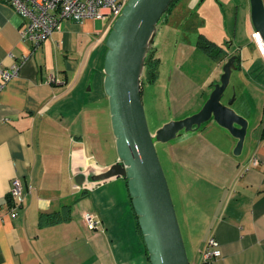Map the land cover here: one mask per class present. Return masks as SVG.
I'll use <instances>...</instances> for the list:
<instances>
[{"label":"crops","instance_id":"obj_1","mask_svg":"<svg viewBox=\"0 0 264 264\" xmlns=\"http://www.w3.org/2000/svg\"><path fill=\"white\" fill-rule=\"evenodd\" d=\"M189 1L191 9L180 0L162 19L165 29L179 31L183 43L197 47L203 35L218 44L214 14L206 10L216 12L222 25L226 15L246 5L251 23L249 0ZM97 22L64 20L34 47L20 36L24 19L0 0V70L18 66L0 90V264H150L126 178L96 184L95 177L118 161L103 88L111 25L101 28ZM156 45L155 34L152 46L159 58ZM237 55L238 69L247 77L240 80L249 81L254 63ZM50 76L56 82L47 83ZM239 113L248 120V132L252 116ZM260 117L249 137L246 132L243 156L216 195L205 226L189 237L190 264H200L209 239L219 252L211 264H264V101ZM236 141L230 139L231 148ZM77 175L84 176L79 185ZM14 178L22 184V203L11 216L8 192ZM64 204L70 205L65 219L40 223L41 213L58 212ZM86 213L101 221L97 229L88 228Z\"/></svg>","mask_w":264,"mask_h":264},{"label":"rangeland","instance_id":"obj_2","mask_svg":"<svg viewBox=\"0 0 264 264\" xmlns=\"http://www.w3.org/2000/svg\"><path fill=\"white\" fill-rule=\"evenodd\" d=\"M186 1L188 9H191L192 2L185 0V4ZM246 9V5L240 6L236 14L226 15L221 26L216 21L218 14L206 11L208 15L214 14L211 25L214 27L217 46L224 51L221 56L223 63L231 55L240 52L254 63L253 70L250 71L251 79L241 82L242 77H247L243 70L239 71L237 61L235 62L228 87L221 98L222 103L232 100L231 107L240 116L244 117L239 112L252 116L247 132L249 137L252 123L257 124L261 118L264 62L252 40L254 29L248 21ZM200 12L202 14L203 10ZM198 15L199 13L196 14ZM107 22L108 20L98 19L97 27L103 28ZM165 27L166 23L160 19L155 33L158 43L156 50L160 56L157 78L152 82L148 81L143 69L140 79L141 102L152 134L168 121L198 112L213 86L219 82L223 67L218 60L207 56L195 44L183 43L179 31L167 30ZM184 37L185 33L183 41ZM175 46L176 49H173ZM150 50L156 56L152 45L148 47V52ZM230 139L235 138L228 130L210 120L193 130L180 131L170 141L155 142L188 257L189 237L196 238L200 234L206 219L213 211L216 195L232 179V167H237L243 156L233 153Z\"/></svg>","mask_w":264,"mask_h":264},{"label":"water","instance_id":"obj_3","mask_svg":"<svg viewBox=\"0 0 264 264\" xmlns=\"http://www.w3.org/2000/svg\"><path fill=\"white\" fill-rule=\"evenodd\" d=\"M173 0H127L105 37L103 57L104 93L115 136L118 161L95 177L96 184L112 177L126 178L131 204L150 264H190L155 142H167L182 131L214 120L237 140L233 153L239 155L247 132V120L222 103L237 56L223 63L219 82L201 109L187 117L171 120L152 134L141 102V74L148 47L152 45L160 19ZM253 29L264 43L263 0H249ZM77 185L83 175L74 177Z\"/></svg>","mask_w":264,"mask_h":264},{"label":"built area","instance_id":"obj_4","mask_svg":"<svg viewBox=\"0 0 264 264\" xmlns=\"http://www.w3.org/2000/svg\"><path fill=\"white\" fill-rule=\"evenodd\" d=\"M15 11L24 19V26L20 31L22 40L30 42L34 47L38 46L46 38L57 30H60L64 20L82 22L85 19L108 20L111 25L120 15L127 0H6ZM264 3V0H263ZM252 40L261 53L264 60V43L257 31H252ZM18 66L10 69H1L0 90L5 83L15 77ZM47 83L56 82L54 76L46 79ZM254 164L258 163L252 158ZM8 210L11 216L16 215L17 209L22 203V184L18 178H14L8 192ZM86 225L90 229H97L101 221L94 215H84ZM216 243L209 239L206 248L202 252L200 264H211L219 256L215 248Z\"/></svg>","mask_w":264,"mask_h":264},{"label":"trees","instance_id":"obj_5","mask_svg":"<svg viewBox=\"0 0 264 264\" xmlns=\"http://www.w3.org/2000/svg\"><path fill=\"white\" fill-rule=\"evenodd\" d=\"M178 0H173L169 7L167 12L171 9L173 5ZM110 30V29H109ZM197 47L205 51L207 55L215 60H220L222 59L223 55V49L211 41L207 40L203 35H199L198 37V42H197ZM213 52H217L218 54H214ZM158 66H159V58L155 56L154 51L150 50L144 59V75L147 77L148 81H154L157 78L158 75ZM77 200V198L75 199ZM70 208V205L64 204L62 206V209L58 212H44L41 213L39 217V221L41 224H46V223H52V222H57L61 219H65V216H67V210Z\"/></svg>","mask_w":264,"mask_h":264}]
</instances>
